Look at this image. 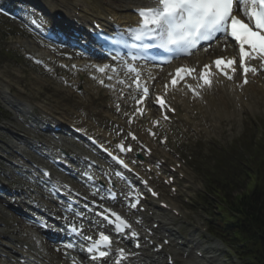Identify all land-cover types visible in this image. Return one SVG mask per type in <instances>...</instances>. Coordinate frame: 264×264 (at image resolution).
<instances>
[{
	"label": "rangeland",
	"instance_id": "rangeland-1",
	"mask_svg": "<svg viewBox=\"0 0 264 264\" xmlns=\"http://www.w3.org/2000/svg\"><path fill=\"white\" fill-rule=\"evenodd\" d=\"M53 2L54 0H49ZM71 1V0H70ZM29 38H28V37ZM20 42H25L29 46H21ZM24 44V43H23ZM5 47L10 50L8 56L0 53V96L5 97L4 90L6 91L7 97H14L15 100H20L28 103L31 107H34V114L38 116H56L62 111H69L73 106L80 102V97L76 92L71 90L69 87L62 85V82L57 75H49L42 68L29 62L21 55H24L26 51H37V48H41V44L36 42V39L31 37L25 30L16 22H7L4 17L0 16V48ZM55 53L64 55V50L53 48ZM12 59V60H10ZM7 86V89H5ZM89 91V100L96 102L94 111L99 115H106V112L110 109V98H107L106 94L97 96L92 90ZM15 93L17 95H15ZM10 94V95H9ZM258 94V93H257ZM264 97L263 95H261ZM223 101V100H222ZM219 101L216 102V104ZM226 102V101H225ZM249 111L243 114H237L236 109L231 110L232 112L221 111L222 114L218 115L221 117L220 122L217 124H210L207 122V118L203 116H196L193 125L195 129L199 124V128L193 132L190 125L182 126L180 131L173 132L170 141L172 147L176 148L182 153L187 160L192 158L191 167H186L187 181L180 188L184 195H187L191 199L189 205L183 204L181 198H178L177 204L181 205L184 212L191 219V225H182L179 219L172 216L169 213L163 215V219L167 220L169 224L173 225L174 229H178L182 234H185V239L190 245H194V249L201 246V242L215 244L216 241L212 236L209 235L208 231L203 235L201 228L208 227L211 230V219L209 213L201 210H197L195 206H199V203H193L196 200L195 191L203 190V181L199 174L192 168L197 161V169H205L207 171H213L212 165L221 157L219 152L217 154L216 149L221 150L220 155L226 153L228 148L231 153L227 156V160L224 163V173H231L232 176H239L238 183L239 191L244 188L247 177L244 175V171L240 168L239 164L241 160H247L252 158L254 165L263 162L264 159V99H259L254 107V101L250 98ZM3 105V104H2ZM1 105L2 116H6V106ZM219 104L214 107L215 111L221 110L218 108ZM108 108V109H107ZM10 117V114H9ZM11 119L13 117H10ZM213 120H217L213 116ZM22 127V125H21ZM182 132V133H181ZM184 134V137L181 135ZM255 138L258 141H255ZM247 139L251 141L253 145L247 146ZM263 145V146H262ZM190 155V157H189ZM195 157V160H194ZM173 160L176 161L173 157ZM181 162H183L181 160ZM264 169V162L261 164ZM188 185L189 188H186ZM2 202V200H0ZM182 203V204H181ZM214 208V205L213 207ZM5 214V215H4ZM1 214L0 220H6L11 218L16 221L17 217L13 213ZM13 214V215H12ZM202 235V237H200ZM206 237V239H203ZM201 239H203L201 241ZM223 250L221 252H227L226 245H220ZM54 251V248H53ZM227 255V257H226ZM226 258H232V262L235 261V257L229 256L227 253ZM194 258L193 253L190 257L180 256L181 264H192ZM230 261V259H229ZM232 264H237L232 263Z\"/></svg>",
	"mask_w": 264,
	"mask_h": 264
},
{
	"label": "snow or ice",
	"instance_id": "snow-or-ice-1",
	"mask_svg": "<svg viewBox=\"0 0 264 264\" xmlns=\"http://www.w3.org/2000/svg\"><path fill=\"white\" fill-rule=\"evenodd\" d=\"M155 6H148L137 9V13L140 16L139 26L133 30L134 39L136 41H152V43L144 44L146 48L158 47L164 49L169 53H185L192 54V51L196 49L202 42L211 43L217 40L218 35L223 36L225 39L232 38L238 42L239 52L241 55V61L244 58L248 60H258L259 67L245 66L243 72L245 79L243 83L247 84V74L249 72L257 74L260 71H264V0H153ZM242 11L243 16L246 18L247 23L241 20L234 14L235 10ZM248 50L246 51L245 46ZM207 51V47L204 48ZM115 59V57H113ZM224 63V58H218L215 61L216 67L219 69L221 64ZM234 60L228 61V66L234 64ZM75 67V66H73ZM109 65H104L98 68V71L104 72ZM210 66L205 65L202 70L199 79L202 81L201 86L210 87L213 83L210 72ZM130 71H135L134 68ZM195 69L181 68L177 69L175 76L170 81L172 86L178 83L176 77L179 80H183L184 76L181 73L191 75ZM233 71L235 69L233 68ZM229 79L232 77L227 72L224 73ZM139 74L137 73V76ZM172 75L171 73L169 74ZM197 77H193L196 79ZM111 79V77H109ZM103 83V81H101ZM191 87V85H188ZM168 88V85H165ZM143 97L137 101L138 104H142L143 98H146L149 94L147 86L142 89ZM197 95L199 93L197 92ZM157 102L163 107L165 101L162 98H157ZM174 111V109H171ZM137 111L142 113L140 108ZM167 118V117H165ZM132 139L135 140L134 134ZM121 152L131 151V146L127 148L123 144L118 145ZM111 155V153H110ZM124 167L128 168V165L124 163L122 159L114 157ZM46 176L47 172L44 173ZM146 183V182H145ZM156 195V193H152ZM139 200L130 204L131 208H136ZM101 211L98 215L102 216L105 220H110V217H114V220L110 221L115 224L116 232H123L125 228L130 229L131 225L124 220L117 213L112 212L110 209L104 207L103 204L99 205ZM105 213H110L105 215ZM72 230H77V225H72ZM100 242L106 246H110L112 241L103 232L100 234ZM132 237H137L138 233L134 230L131 231ZM91 240V237H87ZM67 248H73L74 245L69 243ZM139 247V244H136ZM91 255V260H97L99 258L107 257L110 253L108 251H100L98 244H93L87 249ZM98 252V256L94 253ZM119 253L122 258H126L127 253L123 248L119 249ZM75 264V261H73ZM119 264V262H115Z\"/></svg>",
	"mask_w": 264,
	"mask_h": 264
},
{
	"label": "bare ground",
	"instance_id": "bare-ground-1",
	"mask_svg": "<svg viewBox=\"0 0 264 264\" xmlns=\"http://www.w3.org/2000/svg\"><path fill=\"white\" fill-rule=\"evenodd\" d=\"M58 2L55 5H60L61 8H63L66 13H72L75 10L76 5L81 6L80 14L84 22L92 21L96 18L105 20V18H107L108 15L117 17L118 21L120 22H127L135 18L134 14L131 11L132 7L137 3H144V0H73V2H69L68 0H59ZM130 4L132 5L130 6ZM208 58L210 57L208 55L205 56V53L203 51H198L197 53L193 54V56L188 61L191 62L192 64H196L197 61L205 62L208 60ZM165 73L166 71H164L161 67L147 66L145 70V77H147L148 81L150 82L151 80H155L157 77L165 78L166 77ZM262 88L263 87L260 85L252 84L247 88V90H252L264 96V90ZM257 89H260V92H258ZM221 97L227 103H232L235 98V95L233 94V91L230 89V87L226 85L225 87H222L218 92H214L210 95V98L208 99L209 108L210 107L214 108L216 105H218L219 102L217 104L216 102L220 101ZM249 101L250 98H247L246 101L243 99L241 100L242 104H247V105L251 104ZM176 102L178 103V101ZM209 108L198 104L193 108H185L183 110V113L186 116V118H190L189 116L190 111L198 110L201 112V114L205 113V115L209 116L211 118V123H213L214 121L213 116L215 119H217L216 122L219 123L220 122L219 119H221V117L218 118V115L222 114L221 110H218L217 113H215L209 111ZM80 111L81 108L78 107V109H76V111L73 112V114L70 116V118L73 120V123H77L80 125V126L76 125L77 127H81V126L88 127L102 141L112 140V133H111L112 127L110 126L109 121L114 120L118 117L115 110L108 113L106 117L103 116L96 117L97 115H95V113L92 110H89V112L87 113V117H84ZM94 118L96 119L93 120ZM64 146L67 147L66 145ZM71 150L74 149L71 148ZM74 151H76V149ZM103 163L106 162H104L103 160L102 165H105ZM104 167L106 168V165ZM92 221H94V219L90 217L88 223L89 222L93 223ZM156 233L159 234V231H157ZM1 235L2 233H0V236ZM165 238L167 237L165 236ZM13 241H14L13 238L12 239L5 238L4 240H2V244H0V252H5L4 251L6 250V247L4 246L5 243L12 244ZM19 243L20 242L16 240V245H18ZM23 247L24 246H22L21 243V249L16 247L17 253H13L11 251L9 252L10 256L19 257L20 253L24 252ZM37 252H38L37 255L38 259H40V256H43V261H48L53 264V261L55 259L50 258L48 255H46L44 251L40 252L37 250ZM145 257L147 259H151V257L148 256Z\"/></svg>",
	"mask_w": 264,
	"mask_h": 264
},
{
	"label": "trees",
	"instance_id": "trees-1",
	"mask_svg": "<svg viewBox=\"0 0 264 264\" xmlns=\"http://www.w3.org/2000/svg\"><path fill=\"white\" fill-rule=\"evenodd\" d=\"M221 215H214L219 232L243 243L242 257L247 264H264V181H257L251 191L222 204Z\"/></svg>",
	"mask_w": 264,
	"mask_h": 264
}]
</instances>
